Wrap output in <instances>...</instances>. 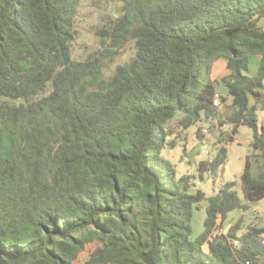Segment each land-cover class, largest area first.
Instances as JSON below:
<instances>
[{"label": "trees", "instance_id": "1", "mask_svg": "<svg viewBox=\"0 0 264 264\" xmlns=\"http://www.w3.org/2000/svg\"><path fill=\"white\" fill-rule=\"evenodd\" d=\"M110 1L83 57L82 0H0V264H264V227L224 231L246 207L235 183L206 197L164 155L172 125L217 116L212 71L224 61L220 124L227 141L252 131L240 185L245 201L264 198V0ZM225 153L198 177L215 178Z\"/></svg>", "mask_w": 264, "mask_h": 264}, {"label": "rangeland", "instance_id": "2", "mask_svg": "<svg viewBox=\"0 0 264 264\" xmlns=\"http://www.w3.org/2000/svg\"><path fill=\"white\" fill-rule=\"evenodd\" d=\"M113 5L114 3L110 0H82L77 14V30L80 37L74 43V53L76 55L85 57L88 53L95 50L97 45L96 26L102 16L112 12ZM260 24H263L262 21ZM131 52V44L129 42L125 43L123 53L117 56L113 62H109L106 70L122 62ZM256 67L257 59L255 58L251 63V71L255 72ZM228 74L226 62L218 61L214 64L212 78L216 80L217 92L220 96L227 98L224 103L220 99V104L216 107L217 116L212 120L191 127L186 133L176 125H172L174 134H172L170 139L177 138V146L174 149L166 150L164 155L167 160L175 165L177 177H182L183 175L193 176L197 188L206 197L214 196L217 189L225 183H235L233 189L237 192L243 206L246 207L229 215L224 223V231L239 219L243 229L251 225L264 227V198L255 203L245 201L240 185V176L244 169L245 158L251 150L252 131L246 126H240L233 136V141H227L231 125L220 124V122H225L227 116L231 114V98L227 96L226 88L221 81V78ZM257 116L259 120L261 119V124L264 125V110H258ZM213 125L215 128L212 127ZM205 129L206 132L204 133L203 130ZM220 147L225 148L226 157L224 163L218 167L216 177L213 178L209 172H205L203 173V179L199 178V164L201 162H211L216 157ZM203 216V211L200 210L195 214L193 223L194 236L203 230ZM260 238L264 242V235Z\"/></svg>", "mask_w": 264, "mask_h": 264}, {"label": "built area", "instance_id": "3", "mask_svg": "<svg viewBox=\"0 0 264 264\" xmlns=\"http://www.w3.org/2000/svg\"><path fill=\"white\" fill-rule=\"evenodd\" d=\"M220 99H221V98H220L219 93L216 92L215 95H214V98H213V106L217 107V106L220 104ZM203 132L205 133V132H206V129L203 130ZM204 133H203V134H204Z\"/></svg>", "mask_w": 264, "mask_h": 264}, {"label": "crops", "instance_id": "4", "mask_svg": "<svg viewBox=\"0 0 264 264\" xmlns=\"http://www.w3.org/2000/svg\"><path fill=\"white\" fill-rule=\"evenodd\" d=\"M261 111H263V110H261ZM258 120H259V119H258ZM259 122L261 123V119L259 120ZM235 212H236V211H235ZM233 213H234V212H233ZM231 214H232V213H231ZM229 215H230V214H229ZM229 215H228V217H229ZM227 219H228V218H227ZM227 219H226V220H227ZM230 226H231V225H230ZM230 226H229V227H230ZM224 228H225V227H224Z\"/></svg>", "mask_w": 264, "mask_h": 264}]
</instances>
